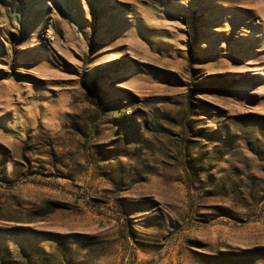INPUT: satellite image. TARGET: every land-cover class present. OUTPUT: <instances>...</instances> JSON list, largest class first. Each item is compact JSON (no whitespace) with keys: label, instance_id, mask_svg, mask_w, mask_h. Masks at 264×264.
I'll return each mask as SVG.
<instances>
[{"label":"rangeland","instance_id":"374dc122","mask_svg":"<svg viewBox=\"0 0 264 264\" xmlns=\"http://www.w3.org/2000/svg\"><path fill=\"white\" fill-rule=\"evenodd\" d=\"M0 264H264V0H0Z\"/></svg>","mask_w":264,"mask_h":264}]
</instances>
